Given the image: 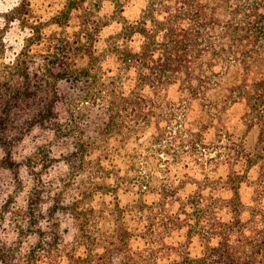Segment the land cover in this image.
Here are the masks:
<instances>
[{
  "label": "trees",
  "instance_id": "obj_1",
  "mask_svg": "<svg viewBox=\"0 0 264 264\" xmlns=\"http://www.w3.org/2000/svg\"><path fill=\"white\" fill-rule=\"evenodd\" d=\"M131 2L3 17L0 119L53 127L71 173L0 208V264H264V0Z\"/></svg>",
  "mask_w": 264,
  "mask_h": 264
},
{
  "label": "rangeland",
  "instance_id": "obj_2",
  "mask_svg": "<svg viewBox=\"0 0 264 264\" xmlns=\"http://www.w3.org/2000/svg\"><path fill=\"white\" fill-rule=\"evenodd\" d=\"M67 0H32L38 16H47ZM18 0H0V61L4 54L8 56L10 47L19 48L21 36L18 29L10 28L3 17L15 6ZM147 0H133L127 6L125 17L134 20L141 15ZM110 31V30H109ZM61 92L67 93L70 85L61 82ZM12 118L0 119V208L5 202L20 191V202L24 203L31 194L39 177L44 183H59L68 178L71 168L68 164L70 147L59 138V132L53 127H32L23 112H14ZM40 157L42 164L33 169ZM40 175V176H39ZM129 200L124 197V202ZM65 238L72 241L75 229L72 222L64 223ZM6 231H0V240ZM12 237V236H11Z\"/></svg>",
  "mask_w": 264,
  "mask_h": 264
}]
</instances>
